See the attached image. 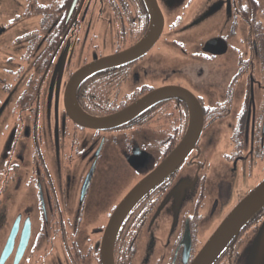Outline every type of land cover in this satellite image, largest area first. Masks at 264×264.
<instances>
[{
    "label": "flooded vegetation",
    "instance_id": "1",
    "mask_svg": "<svg viewBox=\"0 0 264 264\" xmlns=\"http://www.w3.org/2000/svg\"><path fill=\"white\" fill-rule=\"evenodd\" d=\"M156 1L162 28L153 45L85 77L75 99L102 116L161 88L175 95L118 127L91 129L66 109L69 79L146 35V0H0V264H103V233L118 202L99 189L112 184V173L102 182L98 176L114 156L130 170V187L136 184L184 137L193 100L202 112L197 142L127 213L114 264H190L203 246L199 237L264 174L262 0ZM103 161L110 162L105 169ZM182 173L203 178L187 201L157 210ZM103 202L113 205L103 212ZM263 223L264 205L213 264H240Z\"/></svg>",
    "mask_w": 264,
    "mask_h": 264
},
{
    "label": "water",
    "instance_id": "2",
    "mask_svg": "<svg viewBox=\"0 0 264 264\" xmlns=\"http://www.w3.org/2000/svg\"><path fill=\"white\" fill-rule=\"evenodd\" d=\"M146 2L150 8L152 18L148 32L139 42L119 53L87 63L70 77L65 92V106L72 120L80 126L91 129H112L124 124L133 115L146 108L151 102L166 95H175L177 89L161 88L145 95L127 107L102 116L86 113L79 107L75 99L76 89L85 77L101 69L134 59L136 56L146 52L153 45L162 28V15L156 0H146ZM213 42L214 40L208 41L206 46L212 45ZM190 104L192 112L191 122L184 137L151 172L131 188L111 214L102 238L103 264H114V239L127 213L149 189L181 163L197 142L202 127V112L197 101L193 100ZM263 205L264 180L234 206L206 240L190 264H212L230 239L237 235L241 226ZM183 240H186L187 245L190 242L188 228H186Z\"/></svg>",
    "mask_w": 264,
    "mask_h": 264
},
{
    "label": "rangeland",
    "instance_id": "3",
    "mask_svg": "<svg viewBox=\"0 0 264 264\" xmlns=\"http://www.w3.org/2000/svg\"><path fill=\"white\" fill-rule=\"evenodd\" d=\"M260 2H261V0H260ZM262 2L264 4V0H262ZM250 17H251V15H250ZM34 21H35V19H34ZM207 143H208L209 148H210L212 146V144L214 143V140L210 141V139H209L207 141ZM104 155H107V157H108L109 154L105 153ZM109 163L110 162L103 161V169H105L106 166H109ZM110 166H111V169L106 170L104 173H102L103 174L102 176H98V181L102 182L103 179H104V176H106L109 179L110 176H111L110 175L111 173H112L113 177H115V178L113 179L112 184H110L108 186L103 187L102 184H100L99 185V189L101 190L103 195H105L106 199H112V201H115V199H117V202H118L117 205H118L119 202L123 199V197L131 190V188L135 184L132 187H130L131 184H132V180H133L132 177L125 178L127 175L130 174V170L127 167H125L124 164H122V161H121L120 158H117V157L113 156L112 157V162L110 163ZM122 175L124 176L125 179H123ZM263 175L264 174H262L256 180L254 186L255 185L258 186L264 180V176ZM117 176H118V178H117ZM201 178H203V175H200V174L199 175H195V176H192V175L190 176V175H187V174H184V173L180 174L179 178L176 180V182H174L172 187L166 191V193L164 194L162 200L160 201L159 206L157 205L156 209L157 210L160 209V211L163 212L165 209L168 208V206H172V205L173 206H178V205H181L182 203H184V201H187V198H186L187 192L191 191L193 193V190H192L193 185L196 184V183H199L200 182L199 180ZM257 181H259V183ZM187 188H188V190H187ZM248 193H246L245 196ZM169 203H170V205H169ZM111 205H113V203H111V202H108V203L103 202L102 203V207H101L103 209V212H105L106 209H108V207L111 206ZM116 206H115V208H116ZM115 208H114V210H115ZM216 221H218V220H216ZM221 221H220V223H221ZM215 224H216V222H215ZM213 232H211V233L208 232V233H204L203 235H201L199 237L198 246H201L202 244L204 245L206 240L210 237V235ZM141 248H142V251H143V247L142 246H141ZM144 252H146V250H144ZM142 254L144 256V253H142ZM153 254H154V252H153ZM148 257L150 259H152L153 256L149 253ZM240 259H241L240 260V264H264V233L263 232L262 233L258 232V234H256L249 241V244L242 249V253H241Z\"/></svg>",
    "mask_w": 264,
    "mask_h": 264
},
{
    "label": "trees",
    "instance_id": "4",
    "mask_svg": "<svg viewBox=\"0 0 264 264\" xmlns=\"http://www.w3.org/2000/svg\"><path fill=\"white\" fill-rule=\"evenodd\" d=\"M220 254H221V252L218 254V256L216 257V259H215L214 261H216V260L219 258V255H220ZM214 261H213V262H214ZM212 264H213V263H212Z\"/></svg>",
    "mask_w": 264,
    "mask_h": 264
}]
</instances>
